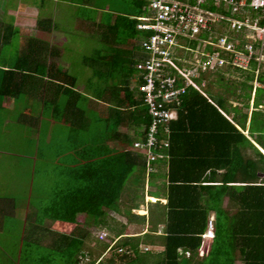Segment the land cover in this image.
Returning a JSON list of instances; mask_svg holds the SVG:
<instances>
[{
	"label": "trees",
	"instance_id": "trees-1",
	"mask_svg": "<svg viewBox=\"0 0 264 264\" xmlns=\"http://www.w3.org/2000/svg\"><path fill=\"white\" fill-rule=\"evenodd\" d=\"M26 1L39 9V15H45L38 0ZM150 1H59L66 3L72 14L69 16L94 25L92 38L100 47L85 61L93 67L92 79L96 81H88L85 91L78 90L77 76L49 62L54 61L55 47L34 37L27 39L14 67L2 71L0 96L19 99L29 95L39 99L43 95L42 106L50 119L63 122L67 153H59L58 160L69 156L60 171L64 181L62 186L58 181L40 204H31L39 208L36 221L77 224L79 217L86 219L83 226L77 225L69 235L48 231L52 241L47 254L41 253L34 244H25L20 247L21 258L9 264H79L86 256L89 228L102 229L109 225L107 216L110 211H119L118 204L127 182L137 184L141 178L144 181L147 178L152 186L160 177L165 180L168 203L161 212L165 224V250L163 260L156 264H233L231 253L239 246L241 236L237 235L242 232L231 231L233 220L221 209V204L224 195L236 189L233 184L238 182L247 184L240 189V203L245 211H250V238L242 246L241 254L245 264H264V178H260L264 174V156L252 143L264 149V70L257 80L253 72L237 70L242 78L239 82L224 78L225 73H230L229 69L216 73L215 82L227 90L228 98L243 99L246 109L250 106L254 82L258 83L248 135L244 133L248 112L229 108L228 99L223 95L204 96L188 87L180 96L179 105L175 106L178 115L170 126L169 161L152 163L148 172L146 159L134 148L136 142L144 140L150 126L139 89L143 80L138 74L132 84L130 78L138 73L136 66L145 57L141 48L145 33L138 30L137 25ZM99 13L101 16L97 18ZM54 25L53 19L42 17L37 20L36 27L53 28ZM16 34L19 30L13 23L1 25L0 61L4 47ZM118 41L131 43V48L116 47ZM230 81L234 84L232 88ZM236 90L240 93L236 94ZM46 93L47 96L52 94L48 100ZM90 102L101 111L89 117ZM231 110L234 115L230 120ZM120 128H128L132 134L121 133ZM119 143L121 149L115 148ZM247 150L252 151L253 156H247ZM215 177H222L221 184H214ZM204 196L209 199L208 209L202 204ZM7 204L12 209L17 207L14 199ZM156 206L160 205L156 203ZM210 211L216 215L215 239L207 260L199 263L195 258L202 245ZM246 215H241L245 216V223ZM135 217L145 221L143 216ZM141 244L140 238L133 237L122 238L113 245L106 244L105 248L116 255L108 264L137 263ZM180 251L190 252V256H183Z\"/></svg>",
	"mask_w": 264,
	"mask_h": 264
},
{
	"label": "built area",
	"instance_id": "built-area-1",
	"mask_svg": "<svg viewBox=\"0 0 264 264\" xmlns=\"http://www.w3.org/2000/svg\"><path fill=\"white\" fill-rule=\"evenodd\" d=\"M138 20L145 57L136 68L150 126L134 148L149 172L169 161L175 106L188 87L206 96L207 79L218 71H249L257 80L264 70V0H151ZM204 237H214L213 221Z\"/></svg>",
	"mask_w": 264,
	"mask_h": 264
},
{
	"label": "crops",
	"instance_id": "crops-1",
	"mask_svg": "<svg viewBox=\"0 0 264 264\" xmlns=\"http://www.w3.org/2000/svg\"><path fill=\"white\" fill-rule=\"evenodd\" d=\"M57 4H63V2H59ZM37 10L35 7H33L32 5H30L27 1L25 3L22 2V0H14L12 2H10V0H0V28L1 25L3 23H13V25L19 30V34L21 35V37L19 38V40H26L30 37H34L36 39H39L41 41L47 42L50 45H52L53 47H55L56 49V54L55 57L53 58L54 61H49V62H53L55 63V66H58L59 68H61L62 70H66L68 68V65L65 67L64 63L62 61H64V51L61 49L60 44L63 42H57L58 41V37L57 34L62 32L63 29L65 28L66 31L65 33H67L68 36L66 37H70L73 32L76 30V26L75 24H77L80 20L78 18H74L72 19L73 22V26H67V23H65L64 25L61 24L64 28H62L60 26V23L55 24L54 26H52L53 28H42V29H37L36 24H37V20L42 17H48L51 18L50 15H44V16H40L39 15V11H35ZM64 10V9H63ZM60 12V11H59ZM56 13V12H55ZM6 19H8L9 21H7ZM53 19V18H51ZM60 26V27H59ZM49 27H51L49 25ZM56 40V41H55ZM55 41V43H54ZM25 44V43H24ZM106 52V51H105ZM109 51H107L108 53ZM19 54V53H18ZM16 61V60H15ZM15 63V62H14ZM10 64V60L7 59H2L0 61V81L2 78V71L6 70V69H10L13 68L15 64ZM230 70V73H236V75L240 76V72H236L237 70H233L231 68H228ZM228 69H224L221 70L220 72L218 71V74L220 73H225V71H227ZM229 73V74H230ZM139 73H137L135 76L131 77V83L133 84L136 81V77L138 76ZM227 74V73H225ZM214 77L216 79V73L211 76L208 80ZM241 78V76H240ZM242 79V78H241ZM240 81V80H239ZM238 81V82H239ZM208 86V84H207ZM85 87V86H84ZM256 87H258V85L256 84V81L254 82V90L252 92V97L251 100L249 102V109H246L244 107V103H243V99L241 98H233L229 100L228 99V104L231 102H234L235 105H227L232 106V107H237V105L243 106V109L245 108V110L241 109L240 106L237 107L238 109H240L241 111L248 112V121L246 124L247 130L244 132L246 133V135H248V128H249V123H250V116L252 111L254 110V97H255V90ZM78 88V87H77ZM78 90L80 91L81 89L78 88ZM206 90V89H205ZM82 91H85V88H82ZM206 93V92H205ZM240 92L238 90H236V94H239ZM52 94H50L49 96H47L46 93V100L50 99L52 96ZM207 96V94H206ZM45 96H41L39 99L33 97V96H29L26 95L23 98H14V97H3L0 96V111H2L4 114H0V136L5 135L10 128L14 127L15 125L19 124L21 126H26V124L30 121L29 119H26V117H28L29 115H36L38 113L44 114V116H46L49 119V135H50V139H56L58 136H60V133L63 131V122L60 121H55L50 119V116L47 114V111H45V109L42 106V101L43 98ZM93 100H95L94 98H92ZM17 103H23V106H17ZM242 103V104H241ZM18 107L22 109V111H20V113H18L19 115L18 120H13L11 119L12 117L10 116V112L14 111V112H19ZM230 108V107H229ZM97 110L101 109L99 108V106H97L95 103H89L88 106V115L89 117L96 112ZM221 111V110H220ZM222 112V111H221ZM225 116L226 114L224 112H222ZM234 115V112L231 110V114L228 117V119L231 120L232 116ZM227 117V116H226ZM31 125V123H30ZM3 131V132H2ZM121 133H125V134H132V131L128 128H120ZM2 132V133H1ZM252 143L257 147L260 148V150H262L264 152V149L261 148L260 146H258L254 141H252ZM115 148L117 149H121V145L119 143V145L117 144L115 146ZM252 152V151H251ZM250 150H247L246 155L249 156L250 154ZM253 154V153H252ZM1 155V152H0ZM222 173V172H219ZM264 174H261L260 176H262ZM161 178V177H160ZM158 179L156 182L154 181V186L152 188V190L154 189H159V193L161 194L160 196H157L156 198L160 199V202H155V199H151L149 198L148 200L151 201V203H148L146 201H144V197L143 195L140 194H136L135 189H133V194L130 193V186L132 188V186L134 185V183L132 181H128L124 192L122 194L121 200L118 204V208L119 211L118 212H114V211H110L108 216H107V221H108V226L104 227L103 229H107L109 231H111V233L113 234V240L110 238L109 241L107 240L106 244H110L113 245L114 243H117L120 239L125 238V237H133V238H140L142 244L140 245V249L141 247H151V250H149V252H141V254H148L150 252L153 253V255H147L146 258H143V262H146V264H156L158 262H161L163 260V253L165 250L164 247V242H163V229L165 227V224L163 223L162 219L164 218L162 216V210H164L163 206H166L168 203V198H167V187L165 186L164 179ZM215 185H219L221 184L220 181H222V177H215ZM148 179H145V187L148 188ZM235 185L236 189H232L230 190V194H226L224 195V198L222 200V204H221V209L227 214V216L229 217V219L233 220L230 229L231 231L234 232H242V234H238L237 236H241L240 240H239V246L236 247L235 251L231 253L232 255V260L234 261L233 264H245L244 260H243V256L241 254V250H242V246L245 244L246 239L249 240V229H250V216H249V210L247 209V211L244 210V207L241 206L240 203V193L242 192L240 189H243L244 187H246L247 184H243V183H236L233 184ZM136 186V185H135ZM137 191V190H136ZM235 192V193H234ZM149 195H147L146 198H148ZM127 198V199H126ZM11 197H0V236L1 234H4V230L5 229H9L10 227L13 226V224L15 225H20L22 226V230L21 233L22 235H20L19 238V244L15 245V248L18 246L19 249H10V251L5 254L7 259L5 261L7 262H12V260H19L21 258V256L23 255L21 252L20 247L22 245L25 244H34L36 245L40 252L42 253H46L47 251H49V244L52 241L51 238L48 236V231H53V232H57V233H62V234H67L69 235L70 233H72V231L75 229V227L81 226L79 224L80 220H82L81 222L84 224V222H86V219L84 217H79L78 223L77 224H70V223H65V222H59V221H55L52 222L50 220H45L43 223L36 221V215L39 212V208L32 206L30 203H28L27 205H25L24 211L23 209L21 210L22 215H20L19 210H17V207L15 209L9 208L7 201L11 200ZM202 200V204L203 206L208 209L210 206L209 203V199L207 196H204L201 198ZM124 202V203H123ZM146 203V204H145ZM156 203H158L160 206H156ZM8 207V208H7ZM145 211V215H139L136 214V211L140 212V211ZM141 211V212H142ZM242 213V214H241ZM247 214L246 215V220L247 223L244 222V217H241V215L243 214ZM135 215H139V216H143L145 217V221L143 219H138L135 217ZM125 218L126 220H128V223H121L119 227L117 226H112L110 224V218L114 219V220H118L119 218ZM215 220L216 222V215L214 211H210L209 212V217L208 220ZM113 220V222H114ZM73 227H70V226ZM133 227L134 228V232L132 233H127L126 230L129 229V227ZM130 227V228H131ZM90 229V228H89ZM122 232H121V231ZM120 232V234L118 235L117 233ZM248 233V234H246ZM145 238V239H144ZM145 240V241H144ZM144 241V242H143ZM112 242V243H111ZM114 242V243H113ZM87 243V242H86ZM212 245V243L210 245H208V252L206 254V256L202 259H197V257L195 258L197 262L202 263L205 262L207 260V256L210 250V246ZM87 246V245H86ZM38 250V251H39ZM106 251V252H105ZM104 251L102 257L105 260V262H103L104 264H108V260L111 258H107L105 257V254L110 252L109 249L107 248ZM140 252V250H139ZM85 258H87V260L89 261L88 258H90V256L92 255L91 251H88V249H85ZM140 254V253H139ZM183 256H186L185 252H182ZM181 254V255H182ZM145 256V255H144ZM188 257V256H186ZM107 261V262H106ZM89 264H92V262L94 261H89ZM80 264V263H79ZM145 264V263H144Z\"/></svg>",
	"mask_w": 264,
	"mask_h": 264
},
{
	"label": "rangeland",
	"instance_id": "rangeland-1",
	"mask_svg": "<svg viewBox=\"0 0 264 264\" xmlns=\"http://www.w3.org/2000/svg\"><path fill=\"white\" fill-rule=\"evenodd\" d=\"M12 1L14 0H10V2ZM59 1L60 0H38L39 6L41 4L44 12H46L45 15H50V17L53 18L54 24L60 23V26L62 28L64 27L61 24L64 25L65 23H67V26H73L72 19H74L76 16L73 15L74 18L69 16L72 14L69 13L68 6H66V3L57 4L59 3ZM22 2L25 3L26 0H22ZM64 5L66 7H64ZM35 11H39V9ZM99 16H101L100 13L99 15H97V18ZM6 20L9 21L8 19ZM80 20L81 21L75 24L76 30L70 37H66L68 35L67 33H65V28L62 32L58 33L57 42L59 43L63 41L60 44L61 49L65 54L63 58L64 61L62 62L64 63L65 67L69 64L66 70H69L70 74L77 76V87L81 89L80 91H82V88L88 85V81H96V79H92L94 76L93 67L87 64L85 58L92 57L95 50L100 46L98 41L92 38L95 30L94 25H92L91 23L82 22L81 18ZM20 37V34H16L11 40L10 44L5 46L2 51V59L4 58L10 60V64H13L14 62L16 63L15 60H17L18 58V53L22 50V47L26 42V40H19ZM116 47L129 50L131 48V43L128 45V43L118 41ZM224 78H228L229 80H233L234 82H238L239 80H241L240 76L236 75V73H227ZM228 83H230L229 85L231 86V88L232 86H234L231 81ZM205 89V92L209 97L214 94L223 95L229 100L232 99V97L228 98L229 94L227 90L224 89L221 85L217 84L214 77L209 80L208 86ZM229 104L232 106L233 104L235 105L234 102H230ZM23 105V103H17V106L19 107ZM239 106L240 105H237V107ZM19 107V112H10V116L12 117L11 119L18 120V113L22 111V109ZM240 108L243 109V106H240ZM243 110H245V108ZM1 113L4 114L2 111H0V114ZM26 119H29L31 125L29 122L26 124V126L17 124L14 127L10 128L5 135L1 134L0 136V197H11L12 199H14L17 210L20 209V215H22L21 210L23 209L24 211L25 205H27L28 203L36 205L40 204V201H43L45 199V195L48 196L51 191L55 189V186H57L58 184L62 186L64 177H60V171L64 168V162L69 161V156L63 157L62 159L58 160V154L61 152L64 154L66 152V146L64 143L65 134L63 135V132H61L60 136H58L56 139H50V126L48 125L49 119L44 116V114L40 115V113H38L36 115H29L28 117H26ZM64 133H66V131H64ZM258 149L264 156V152L260 150V148ZM249 154L253 156L251 151ZM260 178H264V176H260ZM258 181L260 182L261 180ZM137 184H134L132 188L131 186L129 187L130 193L132 192L131 194H133V189H135L134 192H136V194H144V201L148 203L151 202L148 200L150 196L146 198L147 195H161L159 193V189L152 190V188L155 187L154 184H152L151 186L149 183L148 188L145 187V181L142 178L140 179V181H138ZM141 211H136V214L145 215V211ZM113 220V218H110V224L114 227H119L121 223H128V220L121 217L118 220H114V222ZM81 221L82 220H80L79 224L83 226V223ZM70 227L73 226L71 225ZM130 227L126 230L127 233L134 232V228ZM21 230V224H13L12 227L4 230V234H1L0 264L11 263L5 261L7 259L5 254H7L10 249H15V245L19 244L20 241L18 237L22 235ZM89 231L90 237L86 240L87 246L85 247V249H88V251L92 252V255L90 256V258H88L89 261L99 262L100 260H102L103 262H105V258L103 259L102 257L106 249L105 243L107 240L109 241L110 238L112 239V241H114L112 236L113 234L111 233V231L103 228H91L89 229ZM102 233L107 234V238L104 240H100V235ZM145 248L151 250V247H141L140 254L138 255V259L140 260H137V263L134 264H140L139 261L143 262L141 259L146 258L147 255H153L152 252L148 254H141V252H145ZM207 248L208 245H206L205 249L203 250L204 254L207 253ZM200 255L197 257V259L199 260L202 259ZM115 256L116 255H112L111 252L105 254V257L107 258H116ZM89 261L87 260V258H82L80 263L89 264ZM144 263L146 264V262Z\"/></svg>",
	"mask_w": 264,
	"mask_h": 264
},
{
	"label": "clouds",
	"instance_id": "clouds-1",
	"mask_svg": "<svg viewBox=\"0 0 264 264\" xmlns=\"http://www.w3.org/2000/svg\"><path fill=\"white\" fill-rule=\"evenodd\" d=\"M150 198L156 199V197H150ZM155 202H157V201L155 200ZM209 221H213V223L215 224V220L211 219ZM209 221H208V223H209ZM207 231H208V226H207V229L205 230V233L202 235V245H201L200 251L198 253V256L202 253L200 255V257H202V258H204L207 254V253L204 254V251H203L205 249V246L210 245L213 242V240L215 239V226H214V237L213 238L204 237V235L207 233ZM207 252H208V248H207ZM180 253L182 254V251H180ZM185 254L188 257L190 256V252H186Z\"/></svg>",
	"mask_w": 264,
	"mask_h": 264
},
{
	"label": "water",
	"instance_id": "water-1",
	"mask_svg": "<svg viewBox=\"0 0 264 264\" xmlns=\"http://www.w3.org/2000/svg\"><path fill=\"white\" fill-rule=\"evenodd\" d=\"M262 176H264V175H262ZM151 199H153V198H151ZM157 202H160V199L159 198H156L155 199ZM151 202V201H150Z\"/></svg>",
	"mask_w": 264,
	"mask_h": 264
}]
</instances>
